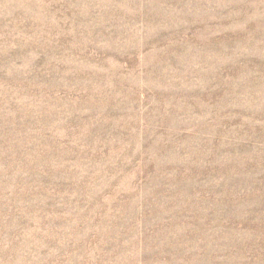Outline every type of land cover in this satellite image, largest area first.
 <instances>
[{"label":"rangeland","instance_id":"374dc122","mask_svg":"<svg viewBox=\"0 0 264 264\" xmlns=\"http://www.w3.org/2000/svg\"><path fill=\"white\" fill-rule=\"evenodd\" d=\"M0 264H264V0H0Z\"/></svg>","mask_w":264,"mask_h":264}]
</instances>
